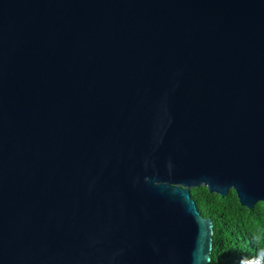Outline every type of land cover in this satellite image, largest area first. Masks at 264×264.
Instances as JSON below:
<instances>
[{
  "label": "water",
  "instance_id": "1",
  "mask_svg": "<svg viewBox=\"0 0 264 264\" xmlns=\"http://www.w3.org/2000/svg\"><path fill=\"white\" fill-rule=\"evenodd\" d=\"M200 187L264 203V0H0V264H211Z\"/></svg>",
  "mask_w": 264,
  "mask_h": 264
},
{
  "label": "trees",
  "instance_id": "2",
  "mask_svg": "<svg viewBox=\"0 0 264 264\" xmlns=\"http://www.w3.org/2000/svg\"><path fill=\"white\" fill-rule=\"evenodd\" d=\"M191 194L214 224L211 264H264V203L243 207L234 190L226 197L205 187Z\"/></svg>",
  "mask_w": 264,
  "mask_h": 264
}]
</instances>
